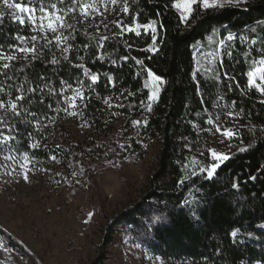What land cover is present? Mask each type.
I'll return each instance as SVG.
<instances>
[{"label": "trees", "instance_id": "1", "mask_svg": "<svg viewBox=\"0 0 264 264\" xmlns=\"http://www.w3.org/2000/svg\"><path fill=\"white\" fill-rule=\"evenodd\" d=\"M177 1L127 0L130 11L117 21L151 24L155 29L141 27L137 36L126 28L121 31L116 23L103 31L88 28L79 16L83 1L78 0L76 11L67 15L79 22L71 20L74 27L63 29L68 36L63 46L48 43L28 23L5 15L0 22V52L16 59L0 61L11 65L7 76L0 69L4 89L0 99L7 102L20 95L25 99L17 101L21 115L9 111L0 130L21 152L39 160L54 156L69 172L91 161L116 165L117 149L110 145L98 143L92 151L73 141L54 149L32 145H45L50 130L45 125L61 112L70 91L81 88L88 101L85 113L102 132L106 128L97 118L101 102L126 94L125 111L141 122L142 135L149 143L157 140L159 148L141 196L107 217L93 264H102L115 236L129 238L165 263L264 264V101L248 85L247 75L264 57L260 24L264 0L208 9L197 3L185 22L172 6ZM71 2L44 0L46 6L56 3L65 11ZM123 3L119 0L121 7ZM229 33L235 37L232 41L227 39ZM102 36L109 39L100 41ZM33 43L36 58L18 50ZM68 45L69 51L62 54ZM150 46L155 50L149 51ZM197 52L210 53L212 64L198 67ZM54 58L58 63H52ZM149 71L164 82L150 112L145 108L151 93ZM90 75H97L98 83L93 84ZM215 124L232 128L235 135L229 158L209 178V166L199 159L210 149L208 134L195 126L207 130ZM0 252L7 258L5 264H17L11 253L41 264L1 226Z\"/></svg>", "mask_w": 264, "mask_h": 264}, {"label": "rangeland", "instance_id": "2", "mask_svg": "<svg viewBox=\"0 0 264 264\" xmlns=\"http://www.w3.org/2000/svg\"><path fill=\"white\" fill-rule=\"evenodd\" d=\"M82 1L86 4L93 2ZM9 2L22 3V0ZM96 2L99 14L89 9V18L82 21L88 28L103 31L121 18L122 7L119 2L116 5L112 4L111 0H104V3H100L99 0ZM179 2L180 0L177 1ZM175 10L181 17L187 15L178 8ZM0 11L11 17L13 13L22 15L16 9L6 8L3 0H0ZM23 18L35 32L56 42L53 33L41 32L38 25L33 27L27 15ZM63 44L65 41L59 46ZM196 61L198 67H206L212 64L213 56L210 53L197 52ZM258 66L257 63L256 67ZM147 79L150 95L156 89L158 92L157 99L149 100L145 105L146 110L149 104L151 107L155 106L164 88L161 79L160 82H154L149 76ZM256 82L261 83L258 77ZM261 86L264 87V84ZM256 91L261 101H264V94ZM73 95L74 91H70L65 98ZM126 96L123 94L101 102L97 118L106 128V132H102L86 115L85 105L88 101L85 98L77 97L75 108L70 107V102L64 99L61 112L45 125L50 128L45 135V145L43 142L37 143L38 147L54 149L73 141L90 151L94 150L98 143L114 146L117 149L116 165L91 161L89 164L80 165L77 171L69 172L60 165L58 159H53L54 156L44 160L34 158L26 152H21L12 139L0 144V226L23 243L28 252L35 255L41 264H93L98 259L97 245L107 217L122 210L130 200L141 196L147 177L154 166V156L159 148V142L152 140L149 143L142 135L141 122L125 111ZM70 112H75L76 115H70ZM134 121L140 123L134 124ZM217 126L234 132L232 128L219 124L210 125L207 130L195 126L198 131L208 134L210 149L208 154L200 156L199 159L206 162L209 170L213 164L219 166L225 161L214 158L212 151L229 157L231 150L230 141L233 137L226 138L222 132L216 131ZM25 174L27 179H24ZM10 257L14 258L17 264H36L32 259L17 253H11ZM104 258L102 264H181L165 263L139 244L120 236L114 237ZM6 261L7 258L0 252V264H5Z\"/></svg>", "mask_w": 264, "mask_h": 264}, {"label": "snow or ice", "instance_id": "3", "mask_svg": "<svg viewBox=\"0 0 264 264\" xmlns=\"http://www.w3.org/2000/svg\"><path fill=\"white\" fill-rule=\"evenodd\" d=\"M64 0H60V3H63ZM100 3H104V0H99ZM119 0H111V3L116 5L118 4ZM245 0H180L179 3H175L172 6L175 8H178L182 11V13H185L187 15H182L181 19H188V16L191 15L192 10H193V5H196L197 3H200L205 9L208 8H213V7H224L225 5H231V6H236L239 7L241 4H243ZM3 4L6 6L8 9H16L18 12L22 15H16L15 13L12 14V18L14 20H18L19 23L23 24L25 23V20L23 18L24 15H27L28 19L31 21L33 27H36L37 25L39 26V30L41 32L45 31H50L51 33L54 34V39L59 45L62 41L68 40V36L64 35L63 29L65 28H73L74 25L70 22L71 20H77L79 22L78 18L76 16H71L69 17L67 13H73L76 11V7L78 4V0H72L71 6H68L66 11L65 9H61L57 7L56 3H51L49 6H46L44 4V0H40L39 4L33 3V0H23V3H10L9 0H3ZM91 11L96 12L99 14V9L97 7V2L96 0H93L91 4H86V3H79V10H80V18L81 19H87L90 16ZM121 11L125 14L129 13V6L127 4V0H124L123 7L121 8ZM63 13V14H62ZM5 13L0 11V22H2V19L4 18ZM117 24V26L123 31L125 28L127 29L128 32H134L137 36H139L141 33L138 31L141 27H143L145 30L151 29L153 32L155 29L152 27L151 24H144L141 25L139 23H136L135 26L132 24L125 25L122 21H116L114 22ZM260 24L264 25V21H260ZM105 27L107 25L105 24ZM119 34V33H118ZM48 43H51V40H48V37H44ZM17 39H24L23 37L17 36ZM109 37L107 36H102L99 37L100 41H106L108 40ZM228 41H232L235 39V37L229 33L227 37ZM31 40L35 42L37 40V36H32ZM153 44H155V37H153ZM220 44H224V40L220 41ZM13 49H16V45H11ZM70 45L65 46L62 48V54L67 53L70 49ZM100 47H103V44H100ZM20 52L23 53H29L33 54V58H36L38 56L37 53V48L35 43L31 45V47H22L18 49ZM149 51H154V47L150 46ZM16 57L13 54H8V53H3L0 52V61H14ZM65 59H67V56H65ZM125 60H127V57H124ZM137 63H143L142 61L137 60ZM52 63H58V61L54 58ZM254 63H256L254 61ZM259 66L256 67L254 70L248 72V85L250 87H254L256 90L260 91L262 94H264V87L261 85L264 84V59H260L258 61ZM79 67L83 68V65H78ZM11 65L9 63H2L0 64V69H3L4 72L2 73L3 75L7 76V70H9ZM85 75H88L87 72H85ZM148 76L151 80L154 82H160V77L155 76L151 71L148 72ZM225 76L227 74L225 73ZM257 77L259 78L261 83H257ZM90 79L93 84L98 83L99 77L97 75H90ZM109 81H111V77L108 78ZM63 83H67L66 81ZM68 87L70 88L71 85L69 84ZM4 89L3 87H0V92H3ZM27 91H32L35 92L36 89H27ZM52 89H49V93L51 94ZM157 92L158 89L154 90L153 93L148 97V99L151 100H156L157 99ZM79 97L80 99H84V94L81 90V88H77L74 90V95L72 97H66L65 99L70 102L69 106L72 108L76 107V99ZM25 98L24 96H16L14 100L10 101H3L0 99V110H3V114H0V123H5L6 124V117L9 111L11 114L14 116H20L21 112L19 110V104L17 101H23ZM43 103V100L40 101ZM51 105H49L50 107ZM152 110L151 104L148 105V111L150 112ZM24 111H27L25 109ZM65 111H68V109H65ZM70 115H76L75 112H70ZM35 116V113L32 114ZM229 115H232L231 113ZM134 124H139V121H134ZM211 123V121H209ZM216 131L222 132V134L226 138H231L235 135L234 132L230 130H223L219 126H217ZM0 144H4L5 142L9 141L12 139V137L4 135L2 132H0ZM33 147H38V144H33ZM123 147V145L121 146ZM244 149H241L243 151ZM212 156L218 160L223 159L227 160L229 157L227 155L223 154H217L215 151H212ZM27 159V157H26ZM55 159V157H53ZM218 167V165L213 164L212 169L208 170V176L211 178V176L214 174L215 168ZM27 174H25L24 179H27ZM91 213L89 216L91 217ZM261 227H264V225H261ZM232 237L237 236V232L233 231L231 233Z\"/></svg>", "mask_w": 264, "mask_h": 264}]
</instances>
